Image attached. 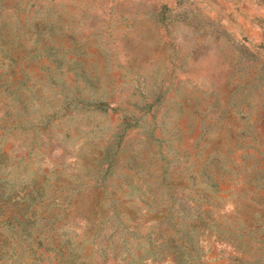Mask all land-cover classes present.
Returning a JSON list of instances; mask_svg holds the SVG:
<instances>
[{
	"label": "rangeland",
	"instance_id": "rangeland-1",
	"mask_svg": "<svg viewBox=\"0 0 264 264\" xmlns=\"http://www.w3.org/2000/svg\"><path fill=\"white\" fill-rule=\"evenodd\" d=\"M0 264H264V0H0Z\"/></svg>",
	"mask_w": 264,
	"mask_h": 264
}]
</instances>
